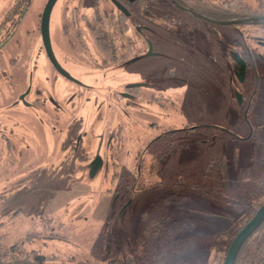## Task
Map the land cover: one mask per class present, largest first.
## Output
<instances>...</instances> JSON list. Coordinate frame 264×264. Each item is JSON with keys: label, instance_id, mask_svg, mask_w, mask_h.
<instances>
[{"label": "rangeland", "instance_id": "obj_1", "mask_svg": "<svg viewBox=\"0 0 264 264\" xmlns=\"http://www.w3.org/2000/svg\"><path fill=\"white\" fill-rule=\"evenodd\" d=\"M45 1L32 0L25 18L36 22L28 35L29 46L23 49L24 53L33 52L32 60L39 64L34 86L48 84L38 29ZM243 1L248 5L255 2ZM10 2L12 0H0V11ZM140 20L147 21L143 17ZM212 30L230 38L229 25H217ZM161 33L167 55L158 59L146 57L131 63L128 71H115L108 78L101 77V72L90 71L91 66L87 63L69 60L67 65L72 73L91 87L79 95L70 92V82L63 78L49 82L48 87L54 90L53 94L67 103L73 101L78 105L77 110L68 111L66 122L83 127L86 138L93 140L94 146H88L92 150L90 156L95 154V143L102 142L101 135L112 138L113 142L109 148L102 144L100 153L105 166L94 176H90L87 170L86 160L90 156L81 158L80 169V160L67 152L61 183L63 188L57 189L58 185H54L51 179L46 186L35 184V197L25 198L23 212L14 219H11L12 203L18 199L14 196V189H17L14 188L15 179L10 187L2 185L5 176L0 178V198L5 197L0 201V240L3 243L17 242L21 249H35L52 256L53 261L59 264H81L78 262H91L93 258L97 259L95 264H105L107 261L100 250L109 247L113 254L123 247L124 253H133L132 246H136L137 238L142 236L146 227L156 221L159 206L165 199L168 201L163 209L177 220L174 225L183 227L191 223L194 226L190 231L184 228L182 233L176 234L180 242L187 236L200 233L209 240L211 235L233 232L238 224L245 222L251 209L246 201L239 202L243 199L241 188L249 182L254 185L256 181L264 185V65L258 62L261 81L246 121L242 117L245 104L238 106L228 88L222 91L223 109L210 106L206 110L197 108L194 103L173 104L169 103L170 100L161 106L145 103V106L139 107L136 101L120 93H112L113 89L108 86L121 89L123 85L118 84L123 80L147 79L152 80L154 86L171 85V78L167 75L174 67L170 42L172 34L170 29L163 27ZM85 45L77 46V49L84 52ZM134 52L131 49L128 54ZM1 83L5 87V82ZM61 87L67 90L63 98ZM243 87L242 97L246 102L248 90L245 85ZM147 91L149 97L150 90ZM171 91L166 94H172ZM158 92L154 91L155 95ZM211 100L214 99L211 97ZM214 120L221 125L210 123ZM187 122L195 125L190 131L165 133L159 140L153 141L164 130L183 126ZM248 124L254 129L252 135ZM228 129H234L244 137L230 134ZM5 213L10 218L5 217ZM46 214L51 218L45 226ZM125 232L132 240H124ZM50 234L59 236L51 238ZM209 247L210 252L204 246L186 250L183 257L216 264L213 245Z\"/></svg>", "mask_w": 264, "mask_h": 264}, {"label": "flooded vegetation", "instance_id": "obj_2", "mask_svg": "<svg viewBox=\"0 0 264 264\" xmlns=\"http://www.w3.org/2000/svg\"><path fill=\"white\" fill-rule=\"evenodd\" d=\"M47 1L38 29L48 84L63 78L70 82V92L74 95L91 88L90 84H84L83 79L72 73L67 65L69 60L87 63L91 66L90 71L101 72V77L108 78L115 71H128L131 63L146 57L161 58L167 55L163 49V27L170 29L172 34L174 67L167 75L171 78V85L158 87L147 79L123 80L118 84L123 85L121 89L108 86L113 89L112 93H120L136 101L137 106H161L170 100L169 103L173 104L194 103L197 108L206 110L210 106L223 109L222 91L228 88L238 106L245 104L247 111L242 117L247 120L261 81L258 62L264 65V18L232 23H219L217 20L264 16V0H255L249 5L243 0H56L50 13V42L54 56L70 76L56 67L44 43L41 19ZM31 4L32 0H12L0 11V178L5 176L2 178L5 184L2 185L10 187L15 179L14 188L17 189H14V196L18 199L12 203L11 219L23 212L25 198L35 197V184L46 186L51 179L54 185H58L57 189L63 188L61 183L67 152L80 160L81 169L82 159L90 156L92 151L88 146H94L93 140L86 138L83 127L66 122L68 111L77 110L78 105L57 97L48 84L34 86L39 64L32 60L33 52H23L29 46L28 35L36 23L25 20ZM141 16L147 21H141ZM222 24L229 25V39L212 30ZM82 45H85L84 52L77 49ZM131 49L135 52L130 55ZM1 81L5 82V87ZM251 84L253 87L250 89ZM243 85L248 90L246 102L242 97ZM61 89L63 98L67 90L65 87ZM170 90L172 94L167 95ZM154 91L159 92L155 95ZM210 123L221 125L217 120ZM194 126L193 122H187L180 127L168 128L153 141L165 133H183ZM248 126L252 135L254 129L250 124ZM227 131L244 137L234 129ZM101 140V143H95V154L86 160L90 176L105 166L100 153L102 144L109 148L113 142L112 138L103 135ZM96 159L101 162L96 164ZM94 166L96 170L91 174ZM46 215L45 226L51 218ZM4 216L8 218L9 214ZM55 236L59 235L50 234L51 238Z\"/></svg>", "mask_w": 264, "mask_h": 264}, {"label": "trees", "instance_id": "obj_3", "mask_svg": "<svg viewBox=\"0 0 264 264\" xmlns=\"http://www.w3.org/2000/svg\"><path fill=\"white\" fill-rule=\"evenodd\" d=\"M257 182V181H256ZM254 182L247 183L241 188L243 190L242 201L247 202L251 211L247 216L245 222L238 224L237 229L233 232H219L209 237L198 234L197 236H187L181 242L176 234H180L187 228L192 230L194 226L191 223L178 226L176 219L172 218L170 214L163 209L167 204L168 199L162 201L160 210L157 211L159 218L153 221L146 227L142 236L137 238L136 246H132L133 253L123 252V247H119L115 253H111L108 249L100 250L102 256L107 262L105 264H211L206 260L192 259L187 260L183 257L186 250H195L202 246L208 248L210 252V245H213L215 252L214 260L216 264H224V260L231 241L234 239L237 232L248 222L257 212L260 206L264 203V185ZM247 198V199H246ZM238 203L237 201H233ZM162 208V209H161ZM148 210V209H147ZM146 211V210H145ZM159 221L160 223H157ZM187 226V227H185ZM120 227V226H119ZM119 229H122L120 227ZM180 230V231H179ZM27 237V236H26ZM28 238V237H27ZM125 238V239H124ZM124 240H132L127 232L124 234ZM117 240V239H116ZM250 240V241H249ZM132 242V241H131ZM130 242H128L129 244ZM264 254V217L257 226L248 234L242 242L239 250L236 253L233 264H255L259 258ZM111 255H114L110 258ZM123 255V256H122ZM106 257V258H105ZM93 261H79L81 264H95ZM191 261V262H188ZM0 264H59L53 261L50 255L36 252L35 249L29 251L20 248L19 243L13 242L5 244L0 240ZM215 264V263H213Z\"/></svg>", "mask_w": 264, "mask_h": 264}, {"label": "water", "instance_id": "obj_4", "mask_svg": "<svg viewBox=\"0 0 264 264\" xmlns=\"http://www.w3.org/2000/svg\"><path fill=\"white\" fill-rule=\"evenodd\" d=\"M56 0H48L46 3V6L44 8L43 14H42V24H41V29H42V34L44 38V43L47 47L48 53L50 54V57L53 61V63L56 65L57 68H59L63 73H66L67 76H70L67 71L64 70L57 61L56 57L54 56L52 47H51V42H50V35H49V22H50V13L52 10V7L54 5ZM264 16H256V17H244L240 19H231V20H217L219 23H232L234 21H250V20H257V19H262ZM151 52V51H150ZM149 53V52H148ZM247 111V109L245 110ZM247 117V115L245 114ZM98 159V158H97ZM97 159L94 161L96 164L97 162L100 163L101 161H97ZM100 159V158H99ZM94 163V165H96ZM95 166L91 170V174L95 172ZM127 205V204H126ZM124 205V207L126 206ZM264 217V203L260 206V208L257 210V212L253 215V217L245 223V225L237 232L235 235L234 239L231 241L225 260L224 264H233L235 256L237 251L239 250L242 242L245 240V238L248 236V234L255 228V226L258 225V223L261 221V219Z\"/></svg>", "mask_w": 264, "mask_h": 264}, {"label": "built area", "instance_id": "obj_5", "mask_svg": "<svg viewBox=\"0 0 264 264\" xmlns=\"http://www.w3.org/2000/svg\"><path fill=\"white\" fill-rule=\"evenodd\" d=\"M255 264H264V254L259 258Z\"/></svg>", "mask_w": 264, "mask_h": 264}]
</instances>
